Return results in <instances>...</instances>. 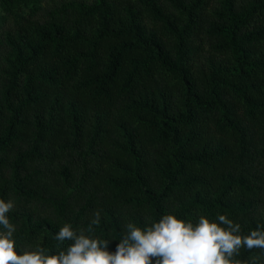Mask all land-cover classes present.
Segmentation results:
<instances>
[{"label": "trees", "instance_id": "trees-1", "mask_svg": "<svg viewBox=\"0 0 264 264\" xmlns=\"http://www.w3.org/2000/svg\"><path fill=\"white\" fill-rule=\"evenodd\" d=\"M0 199L18 254L168 213L264 231V0H0Z\"/></svg>", "mask_w": 264, "mask_h": 264}, {"label": "clouds", "instance_id": "clouds-1", "mask_svg": "<svg viewBox=\"0 0 264 264\" xmlns=\"http://www.w3.org/2000/svg\"><path fill=\"white\" fill-rule=\"evenodd\" d=\"M13 207L12 200L0 199V226L6 229L0 231V264H240L233 257L242 247L264 249V231L241 235L240 224L226 215L218 214V222L200 215L193 223L168 213L143 228L126 223L115 252L108 251L110 241L91 235V226L76 231L65 223L55 238L72 241L66 248L56 254L43 247L18 254L12 238L16 229L7 216ZM99 220L97 210L91 224Z\"/></svg>", "mask_w": 264, "mask_h": 264}]
</instances>
